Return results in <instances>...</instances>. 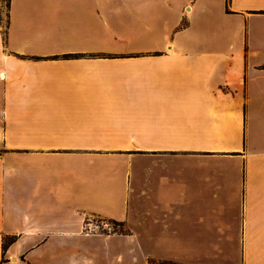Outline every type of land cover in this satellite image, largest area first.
Segmentation results:
<instances>
[{"label":"crops","instance_id":"obj_1","mask_svg":"<svg viewBox=\"0 0 264 264\" xmlns=\"http://www.w3.org/2000/svg\"><path fill=\"white\" fill-rule=\"evenodd\" d=\"M0 264H264V0H0Z\"/></svg>","mask_w":264,"mask_h":264},{"label":"built area","instance_id":"obj_2","mask_svg":"<svg viewBox=\"0 0 264 264\" xmlns=\"http://www.w3.org/2000/svg\"><path fill=\"white\" fill-rule=\"evenodd\" d=\"M105 229H106L105 232H108V231H114L113 227H112V226H109V225H106V226H105ZM99 230H101L100 227H91L90 225L84 227V231H85V232H88L89 234L94 233V232H97V231H99Z\"/></svg>","mask_w":264,"mask_h":264},{"label":"rangeland","instance_id":"obj_3","mask_svg":"<svg viewBox=\"0 0 264 264\" xmlns=\"http://www.w3.org/2000/svg\"><path fill=\"white\" fill-rule=\"evenodd\" d=\"M5 1L7 2V0H4V2ZM93 220L96 222H100V225L105 222L106 225L112 226L114 231H117V232L125 231L124 228L116 227L114 224H112V222H109V221L107 222L106 220L104 221L103 219H99V218H94Z\"/></svg>","mask_w":264,"mask_h":264},{"label":"trees","instance_id":"obj_4","mask_svg":"<svg viewBox=\"0 0 264 264\" xmlns=\"http://www.w3.org/2000/svg\"><path fill=\"white\" fill-rule=\"evenodd\" d=\"M183 26H185V25H183ZM112 224H114L116 227L124 228L123 224H121V223L112 222ZM115 232H117V231H115ZM120 233H125V231H121ZM14 242H15V239H11L9 241H6V242H4V247L7 248V246L12 245Z\"/></svg>","mask_w":264,"mask_h":264}]
</instances>
